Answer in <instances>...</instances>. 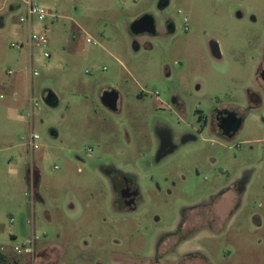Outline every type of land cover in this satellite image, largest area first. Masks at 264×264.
Wrapping results in <instances>:
<instances>
[{
	"label": "rangeland",
	"instance_id": "1",
	"mask_svg": "<svg viewBox=\"0 0 264 264\" xmlns=\"http://www.w3.org/2000/svg\"><path fill=\"white\" fill-rule=\"evenodd\" d=\"M13 2L0 0V264H264V0H40L48 44L31 50L10 46L28 31ZM145 13L155 33H129ZM223 104L242 114L230 137L210 127ZM114 170L134 209L118 207ZM184 223L196 237L173 248Z\"/></svg>",
	"mask_w": 264,
	"mask_h": 264
},
{
	"label": "built area",
	"instance_id": "2",
	"mask_svg": "<svg viewBox=\"0 0 264 264\" xmlns=\"http://www.w3.org/2000/svg\"><path fill=\"white\" fill-rule=\"evenodd\" d=\"M11 10L22 9L23 13L19 15L18 21L21 24H26L28 27L27 36L25 39H21L18 41H12L10 46L22 49L23 47H28L29 50L32 49L33 46H39L45 48L48 44V35L46 32V25L44 21L48 16H52L51 11L43 5L39 0H15L11 4ZM87 42L97 43L93 38L87 37ZM44 57H48L49 53L45 50L42 52ZM8 73H11V70H8ZM32 75H37L38 72L36 70L31 71ZM37 103L30 101V107H36ZM30 109V110H31ZM39 136L35 132H30L28 135V144L32 150L38 148V140ZM90 151V148L88 149ZM37 239L36 236H32L26 239L22 246L24 245V251H28L34 241ZM20 246H14L16 251H20ZM3 249V244L0 241V250Z\"/></svg>",
	"mask_w": 264,
	"mask_h": 264
},
{
	"label": "flooded vegetation",
	"instance_id": "3",
	"mask_svg": "<svg viewBox=\"0 0 264 264\" xmlns=\"http://www.w3.org/2000/svg\"><path fill=\"white\" fill-rule=\"evenodd\" d=\"M212 50L214 54H217L216 44H214ZM263 73L264 61L262 62L260 72L258 73L259 78L262 81L264 80V77H261ZM210 115L211 131L222 137L232 136L241 126L242 114L234 104L217 106L212 110ZM111 179L113 191L116 192V203L118 204V207L123 209H134L137 199V190L131 184V180L128 176L114 170Z\"/></svg>",
	"mask_w": 264,
	"mask_h": 264
},
{
	"label": "water",
	"instance_id": "4",
	"mask_svg": "<svg viewBox=\"0 0 264 264\" xmlns=\"http://www.w3.org/2000/svg\"><path fill=\"white\" fill-rule=\"evenodd\" d=\"M128 29H129V33L131 34H137L141 32L154 34L155 33L154 19L150 14L145 13L139 18L134 19L130 23ZM261 77H264V73L261 75ZM44 100L49 105H55L57 103L55 99L52 100V97L49 94L45 96ZM100 100L101 103L110 110H117L119 94L114 89H105L102 91L100 95Z\"/></svg>",
	"mask_w": 264,
	"mask_h": 264
},
{
	"label": "crops",
	"instance_id": "5",
	"mask_svg": "<svg viewBox=\"0 0 264 264\" xmlns=\"http://www.w3.org/2000/svg\"><path fill=\"white\" fill-rule=\"evenodd\" d=\"M4 1V0H3ZM40 1V0H39ZM11 7V4L9 5V8ZM11 9V8H10ZM172 25V24H171ZM217 54L219 55V53L217 52ZM261 84V86H263V83H260ZM10 85H11V83H10ZM259 87V88H264V87ZM262 90V89H261ZM257 94H258V89H253V90H250L249 92H247V97H248V99L251 101V102H253L254 103V99H253V97H256L257 96ZM256 100V99H255ZM56 101H57V98H56ZM237 108H238V106H237ZM53 134H56V133H53ZM56 214H57V216L59 217V218H65V216L63 215V213L62 212H56ZM195 221V219H193V221L192 222H194ZM182 227H183V229H185V231H186V233H184V235H180L179 233H181L180 231H181V229L182 228H180L179 230H175L174 232H170V233H172L171 234V236H172V238H173V243H171V247H173L174 248V246H178V247H175V248H179V247H181V246H183L184 244H186V243H188V242H190L191 240H193V239H195V237H196V235H194V231H192V223H191V225H189V224H187V223H184L183 225H182ZM174 233H175V235H174ZM11 235H13L12 233H10ZM182 236H183V239H182ZM185 237V238H184ZM158 244H156V247H155V250L158 248ZM170 247V248H171ZM173 249H171V251H172ZM157 254H159V253H157ZM157 254H155L154 256H157L158 257V255ZM160 254H159V257H158V259H151V258H148V262H150L151 264L153 263V264H158L159 262H157V261H161L160 259ZM61 263H63V262H61ZM208 263H209V260H208ZM59 264V263H58ZM66 264V263H65Z\"/></svg>",
	"mask_w": 264,
	"mask_h": 264
},
{
	"label": "trees",
	"instance_id": "6",
	"mask_svg": "<svg viewBox=\"0 0 264 264\" xmlns=\"http://www.w3.org/2000/svg\"><path fill=\"white\" fill-rule=\"evenodd\" d=\"M48 94L51 95L52 100H54V99L56 100V96L54 95V93H52V92L49 91ZM4 259H5V255L0 250V261H2ZM59 264H65V263H59Z\"/></svg>",
	"mask_w": 264,
	"mask_h": 264
}]
</instances>
